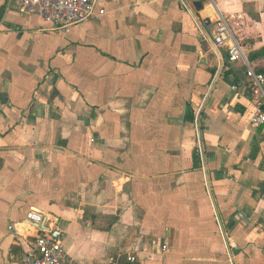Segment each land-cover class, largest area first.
<instances>
[{"label": "crops", "instance_id": "0c3cea01", "mask_svg": "<svg viewBox=\"0 0 264 264\" xmlns=\"http://www.w3.org/2000/svg\"><path fill=\"white\" fill-rule=\"evenodd\" d=\"M219 15L264 48V0H95L68 35L0 0V264L31 212L76 264H264V132Z\"/></svg>", "mask_w": 264, "mask_h": 264}, {"label": "built area", "instance_id": "2783aa9c", "mask_svg": "<svg viewBox=\"0 0 264 264\" xmlns=\"http://www.w3.org/2000/svg\"><path fill=\"white\" fill-rule=\"evenodd\" d=\"M21 15H34L45 23L51 24L59 34H70L73 27L94 17L95 0H14ZM213 1V0H208ZM104 11L100 12V16ZM214 50L226 49L230 64L241 62L246 67V89L252 99L254 111L250 123L264 132V74L257 73L250 66L243 47L234 37L228 19L219 15L215 23V32L211 40ZM240 94L238 85L232 87ZM242 95V94H241ZM27 220L36 228L33 249L19 264H76L66 253L60 242L47 230L41 228L44 218L40 214L28 213ZM129 263L137 261L134 255L127 256Z\"/></svg>", "mask_w": 264, "mask_h": 264}, {"label": "trees", "instance_id": "16d2710c", "mask_svg": "<svg viewBox=\"0 0 264 264\" xmlns=\"http://www.w3.org/2000/svg\"><path fill=\"white\" fill-rule=\"evenodd\" d=\"M229 25H230V21H229ZM250 43H252V42L244 41L242 44H243V46H248V45H250ZM263 57H264V48H262V49H260L258 51H254L251 54H249L248 59H249V62L253 63L257 59H261ZM256 72L260 73V74H263L264 73V69H256Z\"/></svg>", "mask_w": 264, "mask_h": 264}, {"label": "water", "instance_id": "95a60500", "mask_svg": "<svg viewBox=\"0 0 264 264\" xmlns=\"http://www.w3.org/2000/svg\"><path fill=\"white\" fill-rule=\"evenodd\" d=\"M199 8H201V5H198Z\"/></svg>", "mask_w": 264, "mask_h": 264}]
</instances>
